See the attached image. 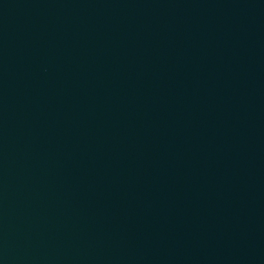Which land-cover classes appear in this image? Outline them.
I'll list each match as a JSON object with an SVG mask.
<instances>
[{
  "label": "water",
  "instance_id": "95a60500",
  "mask_svg": "<svg viewBox=\"0 0 264 264\" xmlns=\"http://www.w3.org/2000/svg\"><path fill=\"white\" fill-rule=\"evenodd\" d=\"M0 264H264L245 0H0Z\"/></svg>",
  "mask_w": 264,
  "mask_h": 264
}]
</instances>
